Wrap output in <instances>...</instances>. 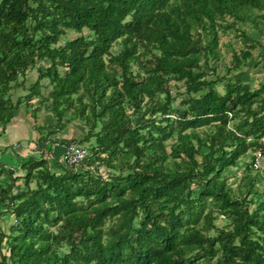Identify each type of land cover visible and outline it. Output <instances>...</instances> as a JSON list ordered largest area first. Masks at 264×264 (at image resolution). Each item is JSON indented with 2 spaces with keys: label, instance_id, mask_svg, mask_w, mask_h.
Returning a JSON list of instances; mask_svg holds the SVG:
<instances>
[{
  "label": "trees",
  "instance_id": "16d2710c",
  "mask_svg": "<svg viewBox=\"0 0 264 264\" xmlns=\"http://www.w3.org/2000/svg\"><path fill=\"white\" fill-rule=\"evenodd\" d=\"M262 36L264 0H0V135L21 106L37 133L0 161V264H264ZM74 119L89 154L50 160Z\"/></svg>",
  "mask_w": 264,
  "mask_h": 264
},
{
  "label": "rangeland",
  "instance_id": "374dc122",
  "mask_svg": "<svg viewBox=\"0 0 264 264\" xmlns=\"http://www.w3.org/2000/svg\"><path fill=\"white\" fill-rule=\"evenodd\" d=\"M75 34L76 33L74 31H71V30L68 32L69 37H74ZM261 38H263L262 43H264V36H262ZM250 43L251 42L247 41V40L245 42V39H243L241 36L237 35V33H234V30H226L225 32H220L219 48H220L221 56H220V59L218 61V67L216 69L217 73L222 74L225 71L224 67L226 64L229 63L230 57H231L232 52L234 50L238 52L242 49H245V48H247V44H250ZM258 47L251 49V53H252V56L254 59L249 60V62L243 66L244 69H247L250 66V68L248 69V76L251 77L254 81L264 80V51H262V57L259 58L257 55L258 51H259ZM112 49L116 50L117 46H113ZM254 62L256 63V65H253V64H255ZM36 76H37V72H36L35 68H32L31 70H29L27 75L24 78V86H28L29 84H31L35 80ZM218 88H219V90L222 89V87L220 85L218 86ZM21 89L19 88L18 93L22 92ZM36 102H37V99L35 97L32 98V105H36ZM22 108H24V106H21V110H19L20 108L18 109L19 111L17 110L18 112L16 113L15 116L22 114L21 113V112H23ZM44 110H46V109L42 108L37 112V114L39 115V116L37 115L38 116L37 117L38 122H41L44 120L43 119ZM41 111L43 113H41ZM46 112H47V110H46ZM26 115L30 118V119L29 118L28 119L30 120L29 123L31 124V127L34 128V125H33L34 121H33V118L31 116L30 112H28V114H26ZM83 129H84V127H83V124L81 123V121H79L78 119H74L65 125L64 129H62L61 134L59 136H60V138L61 137L66 138L67 141L74 140V141L78 142V139L82 137V134H84ZM1 137H2V135H0V138ZM35 144L32 146H35ZM60 144L63 145L64 143H60ZM84 144H86V143H84ZM0 151L3 152L4 149L2 148V149H0ZM31 151L34 152L33 147H31ZM248 159H249V157L243 158L242 162L240 160L241 163L239 165V169L236 172V176H233L230 180L232 183H234L237 176H240L243 165L248 161ZM11 160H13V159H11ZM262 161H263L262 165L264 167V155H263V160H261V162ZM11 165L16 166L17 163L15 162ZM262 168H261V170H259V172L261 174H264V168L263 169ZM19 172H21V170L17 171V173H19ZM21 174H22V172H21ZM5 181H6V179H3V175H1L0 176V182L5 183ZM20 184H21V180H20ZM11 222H12V218L9 215V213L4 214L3 216L2 215L0 216V227H1V229L7 231ZM217 223L221 224L222 220L218 219Z\"/></svg>",
  "mask_w": 264,
  "mask_h": 264
},
{
  "label": "crops",
  "instance_id": "0c3cea01",
  "mask_svg": "<svg viewBox=\"0 0 264 264\" xmlns=\"http://www.w3.org/2000/svg\"><path fill=\"white\" fill-rule=\"evenodd\" d=\"M19 110H21V107ZM22 110L23 112H21V115H14L10 122L5 126V129L1 134L2 137L0 138V149L3 148L4 151H0V161L5 166H11V164L15 162L18 163L22 156L32 153L31 147H34L32 145L35 144V139L37 138L36 131L29 123L30 118L26 115L29 111L26 110L25 107L22 108ZM41 113L43 112L41 111ZM44 114H47L46 110H44L43 115ZM52 148L51 154H49V159L52 161L54 158L61 160L63 145L60 143H55ZM52 152H55V156L53 155L54 153L52 154ZM21 172L17 173L16 171L14 176L21 175ZM3 179L7 180L8 175L3 174ZM16 183L18 184L20 181L18 180Z\"/></svg>",
  "mask_w": 264,
  "mask_h": 264
},
{
  "label": "built area",
  "instance_id": "2783aa9c",
  "mask_svg": "<svg viewBox=\"0 0 264 264\" xmlns=\"http://www.w3.org/2000/svg\"><path fill=\"white\" fill-rule=\"evenodd\" d=\"M88 154V146L82 145L73 140H69L65 144H63L61 160L68 166H75ZM261 155L262 154L260 150H258L254 155V159L252 160L254 168H260L262 166Z\"/></svg>",
  "mask_w": 264,
  "mask_h": 264
}]
</instances>
